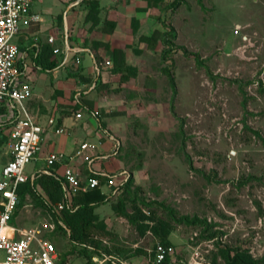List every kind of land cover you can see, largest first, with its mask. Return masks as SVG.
I'll use <instances>...</instances> for the list:
<instances>
[{"label":"rangeland","instance_id":"1","mask_svg":"<svg viewBox=\"0 0 264 264\" xmlns=\"http://www.w3.org/2000/svg\"><path fill=\"white\" fill-rule=\"evenodd\" d=\"M185 1L165 15L160 4L147 2L146 7L136 9L130 7L134 0H127L117 15L123 19L131 11L133 17L117 21L105 19L109 9H100V20L116 31L111 40L114 47L125 50L126 64L136 68V74L122 79L113 73L114 66L106 64L108 57L102 58V86L81 99L93 101L99 127L118 142L107 159L113 167L105 170L118 178L107 203L93 210L103 225L94 224L91 238L100 242L101 252L113 250L134 261L143 255L139 251L146 252L160 242L151 230L153 223L144 228L116 212L119 199H135L146 212L154 211L158 219L169 221V241L183 257H189L192 245L209 242L211 258L221 247L241 248L254 260H263L264 0ZM83 2L68 10L74 11L77 20L72 28L64 22L68 3L35 0L32 9L48 17L43 36L59 31L63 40L66 36L73 39V46L92 48L98 31L90 29L91 22L82 17L87 13ZM52 16L56 26L49 24ZM162 20L175 30L173 49L165 60L162 54L171 45L160 40L152 48L145 41L155 30L168 31ZM16 39L19 43L20 36ZM84 55L85 59L79 53L70 55L67 64L56 69L33 68V94L28 101L34 98L36 104H43L47 111L39 113L43 121L72 106L78 92L90 90L81 76L88 74L92 59ZM168 64L176 83L174 99L163 71ZM0 124L4 130L10 127L6 118ZM91 139L99 142L96 137ZM102 142L109 145L107 137ZM4 152L0 139V176L8 162ZM97 152L92 158L100 155ZM40 154L27 165L28 176L42 169L36 159ZM129 176L133 181L127 187L124 183ZM46 181L37 182L40 197L27 196L11 225L30 228L48 221L57 227L62 212L55 208L62 203L50 198ZM129 201L126 210L132 214ZM60 218L69 228L64 229L68 234L59 231L51 238L60 258L67 255V264H85L90 258L88 249L69 239L74 224L64 215ZM181 218L188 222H179ZM193 220L206 224H192ZM204 232L217 233L212 239H202ZM195 233L196 244L191 241ZM216 264L224 262L218 257Z\"/></svg>","mask_w":264,"mask_h":264},{"label":"built area","instance_id":"2","mask_svg":"<svg viewBox=\"0 0 264 264\" xmlns=\"http://www.w3.org/2000/svg\"><path fill=\"white\" fill-rule=\"evenodd\" d=\"M35 0H0V109L4 108L5 113L0 115L6 118L11 124L8 133V140L5 143V150L10 156L0 176V264H61L60 254L56 244L51 241L56 231L53 222H44L30 228H21L10 224L19 204V188L29 180L34 181L43 174L55 175L58 180H63L65 185L66 198L71 202L77 191H88L95 188H113L117 175L107 172H99L101 177L107 178L105 183L95 177H84L82 172L72 162L81 158L84 162L91 163L90 152L99 150L101 142L97 144L83 143L71 156L70 162L65 165L63 173L59 175L55 170L56 165L62 164L64 155L52 153L46 158V168L38 170L31 176L26 174V167L30 164L35 154L40 151V141L45 129L37 122L35 116L30 112L27 101L33 94V87L28 73L26 53H23L17 42L25 28L33 23L39 22L38 15L32 13V5ZM238 31V30H237ZM236 31V32H237ZM56 38H48V43L54 45ZM74 49L70 46L68 39L63 42V49L55 48L54 54H61L68 59ZM93 66L97 74L100 73L101 64L93 56ZM111 65L110 61H106ZM96 88V82H92L90 90ZM75 96L79 101L81 94ZM98 116L97 112L93 113ZM76 119L82 118V113L75 115ZM56 122L52 118L49 125ZM57 134L65 133L63 126L55 131ZM108 134V132L106 131ZM113 153L117 150L118 142L113 136ZM113 155V154H111ZM111 155H105L109 158ZM105 193V192H104ZM110 195V194H107ZM64 209V204H59L55 211ZM143 210V209H142ZM145 214H149L143 210ZM59 223L65 227L64 223ZM66 228V227H65ZM197 233L191 237V241L197 243ZM202 245H205L202 248ZM90 253L87 264H213L211 258L212 246L208 242L196 244L190 247L189 257H183L176 252L173 245L165 246L156 241L153 247L147 250L140 258H121L118 255H107L89 247ZM63 264H67L64 262Z\"/></svg>","mask_w":264,"mask_h":264},{"label":"trees","instance_id":"3","mask_svg":"<svg viewBox=\"0 0 264 264\" xmlns=\"http://www.w3.org/2000/svg\"><path fill=\"white\" fill-rule=\"evenodd\" d=\"M148 3L152 6V4L159 5L161 7V11L163 14H167L169 11H176L182 4H185V0H173L171 4H167L164 2V0H147ZM87 13L85 15V21L91 22L90 29L97 30V31H103V32H113L112 27H108L105 25V22H102L99 18V12L101 9L99 1L96 0H90L85 1ZM201 3V2H200ZM161 19V18H159ZM162 25L164 27L168 28L167 32H162L160 30H155L149 37L145 39V41L148 43V45L152 48H155L160 40H163L166 45H171L168 50H165L162 54L163 60H165L167 54L171 53V50L173 49V43L172 40L175 37V30L174 28L169 25L165 20H162ZM112 24H109L111 26ZM94 49L98 50L99 48H107L109 49V44H105L100 41L94 42ZM46 51V52H45ZM43 54H38L35 58V61L37 64L42 65L43 69H56L58 68L63 60H57L56 58H53L54 56V49H46ZM50 51V53H49ZM189 55V54H188ZM99 57L98 55H96ZM125 50L123 49H114L113 50V60L111 62V66H114L113 73L114 74H121V78L124 79L125 77H130L131 75L136 74V68L133 66H129L126 64L125 60ZM199 62V60H198ZM171 65H167L163 71L168 77L169 84L173 93V99L175 98V94L177 92L176 89V83L174 76L171 73ZM127 72V73H126ZM126 73V74H125ZM81 78L83 81L88 82L90 85L92 82H96V90L99 89L102 86L101 82V76H98L97 78L94 77V75H82ZM86 94L82 93L80 100L75 103V106L71 109L73 111L83 110L87 113L92 112V103H88L87 105H84L81 101L83 97H85ZM32 105V104H31ZM33 106H36L35 103H33ZM70 110V111H71ZM66 112L65 115L70 114L71 112ZM5 113V109H0V115ZM8 124V123H7ZM9 126L11 124L9 123ZM10 128V127H9ZM4 127L3 124H0V136L4 133ZM57 167V165H56ZM55 167V168H56ZM89 177H95L101 180L102 183H105L107 181V178L101 177L99 174L96 173H90ZM47 179L46 185L52 190L49 191L50 198H52L53 201L56 203H62L64 204V209L61 211L62 214L66 218H68L71 223L74 224L73 229L70 231L69 239L72 242L79 243L80 245L84 246V249H88L89 247H93L96 251H100L99 249V243L98 240H94L91 238V232L92 228H94L95 223H100V225H103L99 221V217L93 213V210H95L98 206H101L110 199V196H108L106 193L103 192L101 188H95L93 190L88 191H77L75 195L72 197L71 202H69L66 198V192H65V183L64 181L58 180L55 175H47L43 174L34 181L29 180L26 184L20 186L19 188V204L17 207V210L14 214V219L17 215V212L19 208L22 206L23 201L25 198L32 197V198H39L40 194L37 189V182ZM133 179L131 176L126 180L124 183L127 187L132 183ZM43 184V182L41 183ZM129 200L127 199H119L118 202L115 205V210L118 213V215L128 218L131 221H139L141 225H143L144 228L148 227L151 223L153 225L151 226V230L153 233L160 238V243H162L165 246H171V242L169 241V235H170V223L169 221L160 220L155 216L154 211H151L149 214H145L138 206V203L135 199H131L129 202L133 208V213L129 214L126 210V203ZM144 203V202H143ZM148 206H151L153 204H147ZM53 206H49V208L52 209ZM54 213V210H52ZM58 215V224L56 228V232H62L64 234H68L65 230H69V228L66 226V224L61 220L60 216ZM59 221L63 222L66 226L63 227ZM179 222H188L186 218H181ZM199 223L200 225H205L206 222H199L198 220H193L192 224ZM54 233V235H55ZM217 232L206 234L205 232L202 234V239H212ZM104 253L107 255H118L121 258H130V256H121L120 252L117 254L113 250L105 249ZM139 253H145L143 251H139ZM66 256H63L61 258V264L65 262ZM220 257L224 264H262L264 262L263 260H254L252 256L249 254L247 250L237 248V249H228V248H221L219 247L217 253L212 254V261L213 264L217 263V259ZM89 260V258H88ZM89 264V262L87 263ZM108 264H114L113 262H108Z\"/></svg>","mask_w":264,"mask_h":264},{"label":"crops","instance_id":"4","mask_svg":"<svg viewBox=\"0 0 264 264\" xmlns=\"http://www.w3.org/2000/svg\"><path fill=\"white\" fill-rule=\"evenodd\" d=\"M65 3H68V7L66 10V14L64 15V22L65 24H70L73 27L74 24L76 23V16L74 14L73 10L68 11L70 8L74 7V8H78L80 2H82L83 0H62ZM99 1L100 6L102 8V6L106 9H109V15H107V17L105 19L107 20H127V18L131 19V17H133V14L131 11H127V13H131V14H127V15H123L124 18H120L118 17L117 14H122L120 9L121 7H125L127 4V0H96ZM131 1V0H130ZM165 3H167L166 0H164ZM131 3V2H130ZM134 4V5H133ZM144 5V6H143ZM146 7L147 6V0H134V2L130 5V7H135L136 9H138L139 7ZM117 8V9H116ZM76 11V10H75ZM125 12V11H124ZM160 12H162L160 10ZM32 13L36 14L39 16L40 21L33 23L29 28H25L22 32V34L20 35V39H19V46L20 49L23 53H26L27 57H26V63L28 65V70H29V74L33 71V68L35 70L38 71H42L43 67L40 64H37L35 61V58L38 54H41L42 49H55V48H59V49H63V42L65 43V41L68 39L66 36V39H62L61 36V32L59 33V31H56L57 35L54 34H50V35H46L43 36V32L46 31L48 29L47 26V22H48V17H46L45 14L42 12L41 14L36 12L34 9H32ZM70 14V15H69ZM85 20V17L82 16ZM137 19L141 18V16H136ZM49 20H51V22L49 24H52V26H56L57 25V21H56V17L53 18V16L51 18H49ZM65 33L67 34V30H65ZM98 40H94L92 42V48H84L82 46L79 45H75L73 46V39H68V42L70 44V46L74 49V52L70 53V55H74V54H78L83 57V59H85L86 55H84V53L87 54V57L89 56V58H91L92 60V64L88 65L90 67V70L88 72L87 75H94V77H98L101 75V71H102V67L100 70V73L97 74L95 72V68L93 66V56L100 62L102 58L108 57L107 59L112 61L113 60V50L114 49H123L120 46L118 47H114L113 42L111 41L112 38H114L116 36V31L114 32H103V31H98ZM53 36L54 38H56V42L54 43V45H51L48 43V38ZM95 41H100L103 42L105 44H109L110 48H99L98 50L94 49V42ZM108 53L109 56H106ZM33 54V57L31 56ZM69 55V56H70ZM96 55H98L99 57H97ZM63 58V62H66L67 60H65V57L61 54H54L53 58ZM90 61V60H89ZM67 64V62H66ZM63 65V64H61ZM87 65V64H86ZM105 69V68H103ZM34 73H32L33 75ZM33 86V85H32ZM91 90L88 91V93L86 94L85 97L91 95L92 93H90ZM35 97V96H34ZM75 101L77 102L76 98ZM82 103L84 105L88 106V103H92V112L91 113H87L83 110H78V111H73L71 110L74 106L75 103L73 102L72 106H68L64 109H60V112L56 111L55 113L49 114V116L47 117V119L45 121H43L41 119V116L39 115V113H44L47 114L46 109L43 107V104H36L33 100L28 101V109L30 110V112L35 116L37 122L45 129V133L42 135L41 141H40V151H42V154H40L36 159L40 160L42 162V169L46 168V158L52 154V153H61L63 154L65 157L63 159L62 164H58L57 167L55 168V170L57 171V173L59 175H61L63 173L64 167L66 164H68L70 162V157L73 156L74 152L76 150H78L80 148V145L83 143H93V144H97V142H93L91 138L96 137L98 138L99 142H101V146L99 148L100 151V155L99 156H95L94 158H92V162L91 163H86L84 162L81 158L75 159L72 163L77 166L79 168V170L82 172V175L84 177L89 176L90 173H99V172H106V168L107 167H113L109 160L107 161L108 158H104L105 155H111V152L113 150V140H111V138L109 137L110 134L107 130L102 129V127H99L98 122L95 120L96 117H94L93 113L96 112V108L95 105L93 103L92 100L88 99V100H81ZM33 103L36 104V106H33ZM32 104V105H31ZM71 110V111H70ZM70 111L71 113L68 115H65L66 112ZM37 112V113H36ZM75 112V113H73ZM81 112L82 113V118L81 119H76L75 115ZM73 113V114H72ZM54 119L56 124L53 126L49 125V120L50 119ZM63 126L65 128V133L63 134H57L55 131L57 128ZM11 127L7 130L4 131L3 134H1L0 139H1V143H2V148L3 151H5V155L8 157V161L10 159V156L7 155V151L5 150V143L8 140V133L10 131ZM106 131L108 132V134L106 133ZM107 137L109 140V145L105 146V144L102 142V140ZM80 140V141H78ZM97 151H95L96 153H98ZM95 152H90L88 153L89 155H92ZM112 156V155H111ZM110 158V157H109ZM95 160V161H94ZM110 190H112V188H104V192L106 194H110L112 193V191L110 192ZM108 195V196H110Z\"/></svg>","mask_w":264,"mask_h":264}]
</instances>
